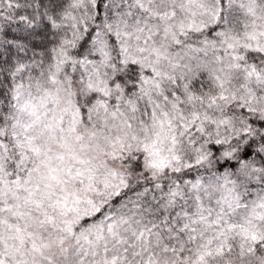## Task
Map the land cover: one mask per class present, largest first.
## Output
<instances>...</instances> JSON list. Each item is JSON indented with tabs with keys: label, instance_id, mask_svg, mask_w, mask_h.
I'll use <instances>...</instances> for the list:
<instances>
[{
	"label": "snow or ice",
	"instance_id": "obj_1",
	"mask_svg": "<svg viewBox=\"0 0 264 264\" xmlns=\"http://www.w3.org/2000/svg\"><path fill=\"white\" fill-rule=\"evenodd\" d=\"M0 264H264V0H0Z\"/></svg>",
	"mask_w": 264,
	"mask_h": 264
}]
</instances>
